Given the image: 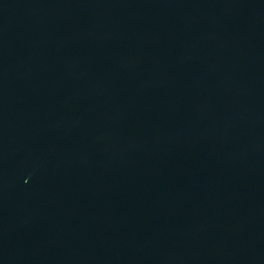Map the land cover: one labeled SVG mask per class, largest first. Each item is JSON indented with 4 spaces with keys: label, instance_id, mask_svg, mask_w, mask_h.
I'll list each match as a JSON object with an SVG mask.
<instances>
[{
    "label": "water",
    "instance_id": "1",
    "mask_svg": "<svg viewBox=\"0 0 264 264\" xmlns=\"http://www.w3.org/2000/svg\"><path fill=\"white\" fill-rule=\"evenodd\" d=\"M0 264H264V0H0Z\"/></svg>",
    "mask_w": 264,
    "mask_h": 264
}]
</instances>
